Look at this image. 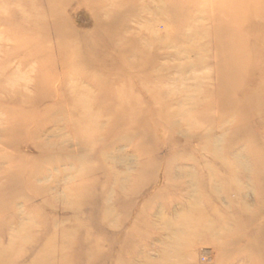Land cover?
I'll use <instances>...</instances> for the list:
<instances>
[{
    "label": "rangeland",
    "instance_id": "obj_1",
    "mask_svg": "<svg viewBox=\"0 0 264 264\" xmlns=\"http://www.w3.org/2000/svg\"><path fill=\"white\" fill-rule=\"evenodd\" d=\"M176 261L264 264V0H0V264Z\"/></svg>",
    "mask_w": 264,
    "mask_h": 264
},
{
    "label": "bare ground",
    "instance_id": "obj_2",
    "mask_svg": "<svg viewBox=\"0 0 264 264\" xmlns=\"http://www.w3.org/2000/svg\"><path fill=\"white\" fill-rule=\"evenodd\" d=\"M231 72H232V69H229ZM228 73V72H227ZM236 84H237V82H235V81H230V80H228L227 82H225V84H224V86L225 87H229L231 90L233 89V88H236L237 86H236ZM222 86V85H221ZM221 86H219V87H221ZM221 90H222V87H221ZM221 96L222 97H224L222 94H221ZM222 102V101H221ZM72 118V120L73 121H75V119H73V117H71ZM75 118V117H74ZM136 118V115H131V117H130V119H131V121L133 122L134 121V119ZM183 126H185V125H183ZM96 127V126H95ZM98 127H96V129H97ZM91 131H92V133H94V131H95V129H91ZM97 136V135H96ZM203 216V215H202ZM101 218H103V217H101ZM192 222V221H191ZM206 222V221H205ZM190 223V221L189 222H187V225ZM209 225V226H208ZM192 226H193V224H192ZM194 226L195 227H193L192 228V230H195V231H197V230H199L198 228H197V226H196V224H194ZM225 226H226V224H225ZM201 228H205V229H213L214 227L213 226H210V224L209 223H205V224H203V225H201ZM222 228H224V225H223V227ZM226 232H230V231H226ZM231 233V232H230ZM28 243H29V241H28ZM62 244V243H61ZM62 247L63 248H65V249H70L71 248V244L70 243H67V245L66 246H64V244H62ZM124 247V246H123ZM137 249V248H136ZM18 253V252H17ZM165 253H166V255L168 256L169 255V257L171 256H173L174 258H177L178 256H179V253H180V249H178V248H172V252H166L165 251ZM87 255V254H86ZM62 261H63V263H66L67 261H69L68 259H61ZM73 262V261H72ZM140 263V262H139ZM174 264H178V261H176Z\"/></svg>",
    "mask_w": 264,
    "mask_h": 264
}]
</instances>
